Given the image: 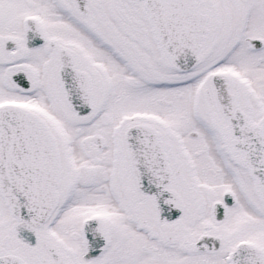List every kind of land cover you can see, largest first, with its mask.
Instances as JSON below:
<instances>
[{
	"label": "snow or ice",
	"instance_id": "obj_1",
	"mask_svg": "<svg viewBox=\"0 0 264 264\" xmlns=\"http://www.w3.org/2000/svg\"><path fill=\"white\" fill-rule=\"evenodd\" d=\"M0 264H264V0H0Z\"/></svg>",
	"mask_w": 264,
	"mask_h": 264
}]
</instances>
